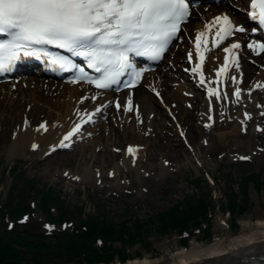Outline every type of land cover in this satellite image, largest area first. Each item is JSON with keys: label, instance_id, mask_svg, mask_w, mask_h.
I'll use <instances>...</instances> for the list:
<instances>
[{"label": "snow or ice", "instance_id": "obj_1", "mask_svg": "<svg viewBox=\"0 0 264 264\" xmlns=\"http://www.w3.org/2000/svg\"><path fill=\"white\" fill-rule=\"evenodd\" d=\"M249 15L264 27V0H250ZM189 16L190 0H0V34L7 37L0 40V73L12 71L25 58H47L62 69L77 67L68 57L54 55L47 50V46H54L67 50L72 56L85 58L87 67L100 74L96 78L86 77L97 89H110L122 83L121 78L125 76L129 79L123 82L124 87H133L142 76V70L137 68L133 57L159 60L178 37L182 23ZM216 26L213 47H219L236 32L245 31L243 26L234 25L227 14L215 17L206 29L211 31ZM202 37H205V32L198 33L195 38L199 62L190 71L199 73L203 86L206 52L211 48L208 47V39L202 40ZM246 46L257 55L264 53V42L252 41ZM241 47L239 42H233L223 49L227 55L216 71L217 77L224 76L237 83V78L227 77V73L230 68H239L235 50ZM188 59L192 60V53L188 54ZM212 83L219 85L221 81ZM207 91L210 99L221 98L218 88L209 87ZM223 94L226 96L227 92ZM234 95L238 102L241 96L239 87L235 88ZM131 105L129 97V111H132ZM116 107L120 108L119 102ZM100 110L96 109L97 112ZM90 121L91 116L84 123ZM40 128L47 131L46 123ZM80 128L81 124L74 126L58 147H69L64 141H69ZM36 147L38 145L34 144L33 148ZM137 151V148H128V153L133 156Z\"/></svg>", "mask_w": 264, "mask_h": 264}, {"label": "rangeland", "instance_id": "obj_2", "mask_svg": "<svg viewBox=\"0 0 264 264\" xmlns=\"http://www.w3.org/2000/svg\"><path fill=\"white\" fill-rule=\"evenodd\" d=\"M169 53L166 60L171 57ZM14 101L19 103L18 107H15L18 113L28 111L29 105L32 106L31 101L24 100L18 96L6 99L5 94L0 95V191L3 194V197H7L6 191L8 186L11 185L13 189V182L11 174L13 169L10 172V168L16 164L22 166L23 172L25 174L24 182H22L21 187L23 186L26 189L24 195L18 196L16 192L13 191L14 201L29 200L35 201L37 204V214L36 218L42 223L46 217V213L42 212L41 204L43 203L42 190H47L46 188L52 189L53 193H58L63 199L68 202V205L75 211L77 214L82 210V215H79L83 219H87L89 215L96 214L100 209H105L109 212L110 218H113L117 223L122 222V220L127 221L129 225L132 224L134 216L139 218L141 221L148 220L149 218H154L155 214L160 211L165 210V208L170 207V205L175 204L176 202L183 201L188 196L201 195L203 193L208 194L215 189L213 196L214 204L218 205V208L215 210L211 218V223L213 227V236L220 237L224 236L228 239L233 234L239 232L243 228L242 222L245 220H251L252 222L257 218L264 217V155H261L256 158L253 162H238L235 161L236 154L241 153H250V149H246L245 146H239V149L234 151L235 147L239 145V139H231L228 143H222L219 141V138L214 136L213 143L209 147H206V151L203 153L200 161L197 162L192 158V155L195 152L189 151L186 149L185 145L181 144L180 148L183 147L186 149L185 155H182V152L178 151V146L173 145L175 141L170 140L173 138L171 134H168L166 139H163V143L166 144L169 148H176L170 154H166L167 161L170 162L168 165L169 168H174L166 171V176L154 174L155 170L152 169L148 164H144L141 167L143 171L151 174V176L146 177L142 172L141 178L142 181L138 178V173L136 170H129L126 173V170H121L120 176L116 180H109V182H104L105 188H101L96 185L95 180H86L85 182H69V178L62 179L61 171L69 169L70 172L76 173L82 172L85 168L84 155H82L79 149L73 152H67L64 154H55L53 155L52 160L40 161L39 157L36 154L26 148L25 150L20 151L19 153L10 155V144L12 139V132L19 126L21 115L17 119L9 120L11 116L10 112H7V105L13 104ZM37 111H34L33 114L34 121L37 122L44 115L49 119H52V116L56 113L53 110L54 103L56 101H45L44 97L36 100ZM34 106V104H33ZM5 110V111H4ZM14 114V115H15ZM171 120L169 119V122ZM120 145H123L126 141L140 143L142 140L138 138H133L132 135L129 138L126 136H121ZM256 140L251 142V148L256 149L253 144L256 145ZM117 144V146H118ZM248 145V144H247ZM165 146V151L167 150ZM93 145L87 146L86 151L84 150L85 155L91 156L93 151ZM233 148V149H232ZM231 149L233 151H231ZM112 150L110 147L107 151ZM231 151V152H230ZM230 152L229 154H227ZM235 152V153H234ZM98 153V151L96 152ZM226 153V154H225ZM160 156L153 161V163H160ZM120 154H118V159L115 160L119 162ZM189 157L190 163L185 167H176L175 164L182 165L185 162V158ZM94 167H97L93 164ZM110 166V167H109ZM112 165H108L107 168H111ZM105 170V168L103 169ZM205 171H209L213 177L212 181L207 182ZM255 172L260 176V183L256 186L251 183L247 186L246 196H241L239 201H243L245 197L250 199L248 204L249 208L239 216L238 222L240 227L235 231H230L225 229V226L220 225L219 218L223 216L228 221L230 220L229 215L226 214V209H223L222 201L225 199V194L229 190L230 186L235 188L238 187V183H241V178ZM127 175V176H126ZM202 179L198 180L200 177ZM128 177V178H127ZM131 182L130 186H126L128 182ZM198 184V188L195 189L194 183ZM117 184H121V187H117ZM257 187V188H256ZM242 194V193H241ZM51 196V195H50ZM206 197H208L206 195ZM4 198V199H5ZM3 198H0V202H4ZM50 207H56L58 213V205L56 201H53L50 204ZM35 209V210H36ZM80 209V210H79ZM77 217V216H75ZM76 221V220H75ZM5 227L2 219L0 221ZM77 222V221H76ZM1 226V227H2ZM2 227V228H3ZM1 228V230H2ZM179 236L176 232H167L163 234L157 231L150 233L149 236L145 238V243L135 244L132 248H125V245H121L119 242L107 243L111 251L119 252L123 254L126 252L129 254V257L139 256L138 252H142L141 256L149 255L151 258H160L165 263H171L173 254L178 252L181 248L179 245ZM198 239L202 243H209L210 240L206 237L199 235ZM206 239V240H204ZM194 242V237H190L189 246ZM139 252V253H140ZM79 264V263H73ZM113 264H118V261H115Z\"/></svg>", "mask_w": 264, "mask_h": 264}, {"label": "bare ground", "instance_id": "obj_3", "mask_svg": "<svg viewBox=\"0 0 264 264\" xmlns=\"http://www.w3.org/2000/svg\"><path fill=\"white\" fill-rule=\"evenodd\" d=\"M241 3L245 2V0H240ZM232 11V14L237 19L238 23L244 22L245 16H243L240 12ZM207 15V14H206ZM209 16V15H207ZM196 25H200V21H194ZM191 23V24H192ZM216 55L218 56L217 61H212L211 57L206 61V69L205 71L214 78L211 69L217 68L219 64L224 63L225 53L222 51H216ZM213 58V57H212ZM180 61V60H179ZM178 62H176L175 66H178ZM172 69V68H171ZM257 69H259L257 67ZM250 64L245 65V71H247V76L245 80V88L242 92V98L237 102L233 99L232 95H229L226 99L221 102L214 101V111L212 112L211 105H209L204 92L201 93V85L197 82L196 79L190 81H186L185 83L180 82V86L174 90V87H169L168 84L172 81L171 78H164L165 76L170 77L169 73H164L163 83L161 85L166 86L167 90L164 92L165 102L167 105V100H175L177 101V114L175 115L179 120L184 124V126L188 130V139L189 142L193 145V150H196V155L199 157L203 155L206 151V147L208 143H206L205 138L209 136L210 143H213V136L219 138V141L222 143H228L231 139H239V145L244 146V143L248 141V144L253 140H258L260 138V134L256 131V127L258 125H262V120L264 117H261L259 112L264 110V106H259V101L263 102L260 98H264V90L258 89L254 90L255 86L264 81V70L259 69L258 71ZM174 77L178 76V74L171 72ZM195 76V74H192ZM191 75V77H192ZM181 77H186L183 74ZM34 79V78H31ZM181 81V79H178ZM10 84H6L1 86V88L9 87ZM67 94H62L61 97H58L52 106L55 109L56 114L53 116L50 124V129L43 133L42 129L40 131L34 132L31 128L21 129L18 132V137L13 140L10 144V155L13 156L16 153H19L26 148L31 147V143L33 140H38L40 143L39 149L35 152L36 156L39 158H44L42 155L48 154V152L53 150V147L58 146L63 140L64 136L70 132L74 126L77 125V118L74 115L73 108L76 106V103H79L78 94L81 92L76 90L75 87L66 86ZM165 88V89H166ZM193 89L191 96L188 98L182 94L183 89ZM228 90H232L229 85ZM252 91L253 94L250 95L248 91ZM19 91L22 92V98L27 97V101H33L34 106L31 108V112L33 114L34 111H37V103L36 99L41 96L44 97L37 88L32 91H29V94H25V90L23 88H19ZM74 96V97H73ZM45 98V97H44ZM136 101L140 103V108L144 113V117L148 122H145L143 126H139L136 124L135 120L127 119V116L112 118L110 117V122L106 124L107 126L103 127V132L105 134H110L113 138L115 137V141L120 143L121 136L125 135L126 138L132 135L133 138H138L142 140L144 146H141V149L138 151V159H135L133 156H129L123 151L122 162L121 164L129 169L135 168L138 171V178L140 181L143 180L141 178L140 169L143 166L142 162L144 160L145 154L148 152V159L145 164H148L152 169H156V173L161 176H166V171L169 167H166L165 163L162 161L166 154H170L176 148H169L166 144L163 143V139H166L168 136L163 135L160 130L164 131L165 129L168 134L172 129H169L168 122V111L165 107L159 103L156 97L152 96L149 91L145 88L139 86L135 93ZM186 101H192L195 105L194 110L189 109L188 107L182 106V103ZM264 103V102H263ZM19 103L14 101L13 104L7 105V112H10L11 116H9V120L17 119L20 115H23L22 112L18 113L19 110L15 112V107H18ZM1 109V108H0ZM154 111L155 116L152 119H149L150 112ZM5 111V110H4ZM201 112V114H199ZM225 112V113H223ZM245 112H251L252 118L251 121L247 122L244 117ZM215 116V123L210 124L211 114ZM15 114V115H14ZM131 115V114H129ZM54 120V122H52ZM208 123L210 127H205V123ZM242 123H246L248 125V133L243 134L242 131ZM151 126H154L152 128ZM138 129H143L137 131ZM118 128V129H116ZM151 129L153 131H151ZM155 132V134H154ZM150 134L151 138L145 136ZM173 138L170 140H174L175 143L173 145H177L178 151L182 152V155H185L186 149L181 147V144H184L182 140H180L179 135L177 133H170ZM81 135L74 136L72 140H76L80 138ZM111 136H98L94 141H90V144H95L94 151L91 152V156L85 155L84 150L86 151V147L81 146L80 153L84 155L85 168L81 173H77L74 177L77 178V175L82 177V181L86 180H95L97 177L95 176L97 171H93L92 163L101 166L102 176L107 175L106 170L108 169V165H113L112 167L118 169L120 164H117L115 160L118 157V154L113 151H107L109 144L107 143L111 140ZM166 137V138H165ZM65 142V141H64ZM111 142V141H110ZM136 142V141H135ZM103 145V148L99 153H95L96 145ZM117 146L116 143L111 144V149ZM165 146L166 151H165ZM242 146V147H243ZM239 147V146H238ZM238 147H236L238 149ZM246 149H250V146H245ZM233 149V148H232ZM231 149V151H233ZM235 150V149H234ZM55 154V152H53ZM52 153V154H53ZM159 155H162L159 164L153 163L155 158L157 159ZM49 158H46V161ZM185 162L182 165L175 164V166L185 167L190 163L189 157H186ZM97 166V167H98ZM62 173V172H61ZM156 174V175H157ZM66 179V178H62ZM69 182H72L71 179ZM108 182V181H106ZM121 184H117L116 186L120 187ZM243 228L241 231L232 235L228 239L221 237L220 240L211 241V243H202L194 241L192 246L189 247L188 250L179 249L178 252L173 254L172 262L165 263L160 258H151L149 255H145L142 258L129 259L125 262V264H254L251 262V257L255 255L264 254V217L257 218L253 222L251 220H245L242 222ZM103 264V263H102ZM121 264V263H118Z\"/></svg>", "mask_w": 264, "mask_h": 264}, {"label": "trees", "instance_id": "obj_4", "mask_svg": "<svg viewBox=\"0 0 264 264\" xmlns=\"http://www.w3.org/2000/svg\"><path fill=\"white\" fill-rule=\"evenodd\" d=\"M13 189H11V199L9 200V212L13 217H19L23 211L28 209L25 202L13 204L14 194L24 195L26 189L18 187L20 182H24V177L20 174L19 165L13 168ZM252 174L246 180L253 179ZM197 181L196 187L198 188ZM232 192V191H231ZM207 195V194H206ZM206 195L188 196L183 201L176 202L165 210L155 214L154 218L148 221H141L134 216L131 225L127 221L117 223L110 218L109 212L100 210L99 214L89 215L87 219L79 218L81 224L87 226V230L80 229L79 233L59 232L55 236L45 235L37 232L36 224L14 228L12 231H0V264H69L71 262L79 264H95L104 261L110 264L116 257L124 260L128 257L126 252L111 251L106 244L120 242L122 245H134L144 242L145 236L155 229L166 233L181 231L189 226H198L200 218L208 220L209 207H213ZM50 196L44 198L43 207L48 206ZM230 208L233 212L244 211L243 205L239 203L238 197L234 192L228 197ZM246 204V203H245ZM247 206V204H246ZM80 210V209H79ZM60 211L62 218L75 214L66 202H61ZM82 215V210L79 211ZM80 217V216H79ZM207 235H210L207 233ZM104 238V247L98 248L95 242L97 237ZM187 241L184 240V243Z\"/></svg>", "mask_w": 264, "mask_h": 264}]
</instances>
